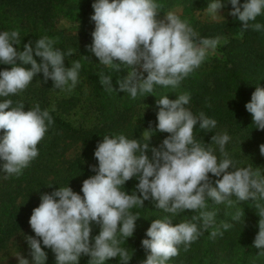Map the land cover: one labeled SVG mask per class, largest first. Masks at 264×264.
Returning a JSON list of instances; mask_svg holds the SVG:
<instances>
[{"label":"clouds","instance_id":"1","mask_svg":"<svg viewBox=\"0 0 264 264\" xmlns=\"http://www.w3.org/2000/svg\"><path fill=\"white\" fill-rule=\"evenodd\" d=\"M229 2L230 15L241 22L244 30L250 26L256 31L264 29L260 23L249 25V21L264 14V0H245L242 5L240 0ZM159 7L155 0H94L92 4L94 14L90 19L95 29L91 33L93 42L86 48L104 66L116 71L121 66L130 69L117 83L119 90L129 93L132 99L138 94L151 93L154 84L176 88L219 43L218 38H199L186 21L172 12L163 20L158 19ZM223 7L220 0H215L206 10L215 16ZM19 36L17 30L0 33V63L11 65L10 70L0 71V97L25 90L40 72L44 81L51 79L56 88H63L69 81L75 87L81 68L79 61L65 68L64 54L53 49L54 41L48 37L38 39L35 49L29 41L23 51H18L14 45H20ZM33 51L42 58V63L33 58ZM17 61L31 68L22 67ZM100 82L108 91L113 90L112 77L102 75ZM189 100L190 94L184 93L175 100L165 95L156 101L159 109L156 130L169 133L158 148H150L149 143L141 144L123 134L105 135L94 151L98 166H90L96 174L82 182V196L69 186L41 195V202L29 219L35 237L25 236L31 264L46 262L47 253L41 241L55 254L56 264H79L82 255L90 257L88 264H104L118 255L123 264H129L131 258L119 246L117 233L125 238L133 236L139 217L129 210L134 206L143 207L147 200L173 215L185 210L199 211V216L177 224L169 217L155 219L146 230L147 238L141 241L146 259L141 264H166L179 254L180 245L186 251L202 234L196 221L202 218L205 230L212 225L217 213L200 211L207 207L206 198L216 204L227 201L229 206L233 203L232 197L239 202L264 201V174L259 168L235 167L224 151L230 140L228 134L211 138L223 158L214 154L211 143L206 145L194 137L197 124L200 129L211 132L217 121L203 112L199 117L194 116L184 107ZM245 108L256 129L264 131V88L256 87ZM52 123L49 112L41 111L38 104L24 111L22 103L16 107L8 99L0 103V130L4 132L0 139L2 170L8 175L20 174L38 156L37 145ZM147 139L150 141L151 137ZM149 150L151 158L147 154ZM259 151L264 156V144L259 146ZM210 173L218 179L213 182ZM134 177L139 183L132 194L122 191L125 183ZM255 208L259 231L253 246L260 250L258 255L264 256V204L257 202ZM234 219L238 220L239 214ZM93 223L100 227L94 238L91 236ZM222 227L227 230L232 225L225 222ZM217 234V231L211 233L213 237ZM16 259L18 264H30L21 254Z\"/></svg>","mask_w":264,"mask_h":264},{"label":"trees","instance_id":"2","mask_svg":"<svg viewBox=\"0 0 264 264\" xmlns=\"http://www.w3.org/2000/svg\"><path fill=\"white\" fill-rule=\"evenodd\" d=\"M185 1L155 0L160 5L158 15L166 14L174 6H181L178 17L186 21L199 38L226 39L218 49L221 56L206 57L201 65L174 89L171 86L154 84L151 93L138 94L132 99L129 93L119 90L117 83L118 79L127 76L130 69L121 66L122 69L116 71L103 66L95 54L86 48V45L93 42L91 33L95 29V23L89 22L88 19L92 14L94 0H0V33L17 30L21 43L14 47L18 51H23V46L29 41L35 49L38 39L48 37L54 41L53 49L64 54L65 68H70L76 61L80 62L81 68L74 88L81 95H86L99 118V123L92 127H74L57 115L55 110L49 109V94L59 88L54 87L51 79L45 82L42 72L34 76L25 90L0 97V103L8 99L12 101L13 107L22 103L24 111L38 104L41 111L47 110L53 120V123L48 125L44 138L37 145L38 156L23 168L20 174L5 173L2 170L3 161L0 160V249L26 225L33 209L39 206L42 194L69 186L74 192L83 195L82 182L96 174L90 166H98L94 151L98 142H102L103 136L123 134L141 144L149 143L150 148H158L169 135L156 130L159 111L156 101L165 95L175 100L179 95L188 93L190 100L184 105L185 108L196 117L203 112L205 116L217 121L211 132L200 129L197 124L194 137L206 145L211 143L218 158L222 157L219 146L211 142V138L213 135L226 133L232 141L231 137L236 135L242 149L264 161V156L259 151V146L264 144V131L256 129L251 114L245 108L256 87L259 85L264 88V29L256 31L250 26L244 30L241 22L232 15L217 22L201 21L196 12L204 10L215 0H191L188 3ZM220 2L225 5L220 10L231 12L229 0ZM244 2L245 0H240L241 5ZM60 21L78 24V33H69L60 28ZM256 23L264 25V14L257 16L254 21H249V25ZM70 49L73 51L68 55ZM33 58L37 63H42V58L36 56L35 51ZM17 63L22 67L31 68V65H24L19 61ZM10 68L11 65L0 63V71ZM102 75L112 77V91H108L107 86L101 84ZM208 80L214 82L211 89L207 86ZM67 85H71V81ZM69 102L71 106H75L74 98ZM45 123L47 124V121ZM3 135V130H0V139ZM147 137H151V140ZM66 139L80 144L79 154L69 161L62 159ZM228 148L226 144L224 151L227 152ZM147 154L151 158L150 150ZM209 176L213 182L218 179L211 173ZM138 183L139 180L134 177L127 181L121 190L132 194ZM231 199L233 203L229 206L227 201L216 204L206 198L207 207L200 211L217 213L212 225L205 230L202 227V218L196 221L202 234L186 251L184 245H180L179 254L170 258L166 264H264V256L258 255L260 250L253 246L259 231L255 204H264V201L249 199L239 202L235 197ZM129 211L139 217L135 222L133 236L125 238L117 233V238L121 241L119 246L127 250L131 258L129 264H141L146 259L141 241L147 238L146 230L153 220L169 217L173 224H177L191 220L194 215L199 216V211L190 210L173 215L156 208L151 200L145 201L143 207L134 206ZM237 214L238 220L234 219ZM225 222L232 227L225 230L222 227ZM99 231V225L93 223L91 236L94 238ZM213 231L218 232L215 237L211 235ZM30 236L35 237L33 230ZM41 246L47 253L45 264H56L52 250L44 247L42 241ZM29 252L28 245V254ZM29 257L31 259L30 255ZM89 260V256L82 255L79 264H88ZM104 264H123V261L118 255L106 260Z\"/></svg>","mask_w":264,"mask_h":264},{"label":"rangeland","instance_id":"3","mask_svg":"<svg viewBox=\"0 0 264 264\" xmlns=\"http://www.w3.org/2000/svg\"><path fill=\"white\" fill-rule=\"evenodd\" d=\"M191 0H186L188 3ZM208 7V6H207ZM206 7V8H207ZM206 8L202 11H197L196 16L198 19L204 22H217L223 19H226L229 15V11L218 10V15H213L209 13ZM181 6H174L168 10V12L162 16L158 15V19L163 20L164 17L172 12L175 15H179L181 13ZM94 14V9L92 8V14ZM88 19L89 22L93 23L91 19ZM59 27L64 29L69 33H78L79 27L78 24H70L66 21H60ZM225 38L219 39V43L214 51L211 49L208 52L206 57H220L218 49L225 42ZM94 56V54H92ZM104 66V65H103ZM145 77L147 73H144ZM207 86L209 89L213 88L214 82L212 80L207 81ZM71 98L75 100V106L70 105ZM50 107L49 109L55 110L57 115H60L63 119L69 121L74 127H85L89 128L99 123V118L97 113L94 111L93 106L89 104V101L86 98V95L79 93L75 88H72L71 85L64 86L63 88H59L49 94ZM233 141L230 139L227 143L228 148V158L234 161L236 168H247L251 167L253 170L257 168L260 169L261 173L264 174V161L259 159L256 155L248 153L245 149L240 147V142L237 139V136L231 137ZM63 155L62 159L65 161H69L76 157L80 152V144L77 141H72L66 139L63 145ZM223 158V157H220ZM31 227L29 221L26 225L16 233L3 248L0 249V264H18V260L16 256L18 254L23 255L26 259L30 261L31 259L28 254V243L25 239V236H30Z\"/></svg>","mask_w":264,"mask_h":264}]
</instances>
